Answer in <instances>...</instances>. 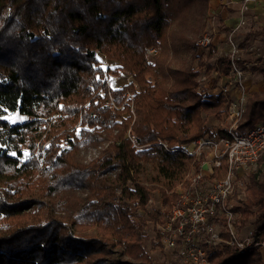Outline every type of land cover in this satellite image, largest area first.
I'll return each mask as SVG.
<instances>
[{
  "label": "trees",
  "instance_id": "16d2710c",
  "mask_svg": "<svg viewBox=\"0 0 264 264\" xmlns=\"http://www.w3.org/2000/svg\"><path fill=\"white\" fill-rule=\"evenodd\" d=\"M193 1L202 14L177 0H0V264H157L164 234L148 251L149 220H169L195 159L172 150L228 136L207 125L228 100L199 90L209 0ZM98 53L119 66L103 70ZM121 73L129 83L111 90ZM258 123L264 91L250 94L239 131ZM257 165L235 212L260 243L264 154ZM155 190L165 211L148 210ZM201 245L207 264H264L257 247Z\"/></svg>",
  "mask_w": 264,
  "mask_h": 264
},
{
  "label": "built area",
  "instance_id": "2783aa9c",
  "mask_svg": "<svg viewBox=\"0 0 264 264\" xmlns=\"http://www.w3.org/2000/svg\"><path fill=\"white\" fill-rule=\"evenodd\" d=\"M244 2L248 3L249 0ZM246 10L247 4L243 6L242 13ZM232 36L227 40L231 54L225 55L230 58V76L221 74L220 70L217 72L221 79L217 96L229 99L225 113L230 121L228 136L201 137L172 150L195 159H204L199 174L191 177L187 181L189 183L178 190L180 202L173 207L169 220L159 226L160 232L164 234L165 246L188 264L208 263L207 251L202 243L207 248H219L223 244L241 249L257 247L261 249L264 261V242H254L252 232L243 237L239 235L238 213L235 212L238 200L242 197L234 192L235 188L242 187V176L264 154V123L255 125L243 134L239 131V124L246 112V73L238 65V45L233 42ZM213 45L212 38L205 35L198 41L200 54L203 56L211 51L217 54L220 47L212 49ZM158 53L157 48L146 49L148 58ZM202 80L206 81L203 86H210L207 73H204ZM235 90L239 92L237 96L233 94ZM129 98L132 95L128 94ZM162 144L168 148L165 143Z\"/></svg>",
  "mask_w": 264,
  "mask_h": 264
},
{
  "label": "rangeland",
  "instance_id": "374dc122",
  "mask_svg": "<svg viewBox=\"0 0 264 264\" xmlns=\"http://www.w3.org/2000/svg\"><path fill=\"white\" fill-rule=\"evenodd\" d=\"M206 1L204 0L203 5H206ZM210 1V0H209ZM250 1V0H249ZM193 3V12L197 13V14H202L203 12H201V6L202 4L196 3L193 0H177V3L179 5V7L181 8V10H185L187 8V3ZM209 3V2H208ZM204 9V8H203ZM232 35V34H231ZM233 37V36H232ZM233 42H235L238 45V55H239V60H238V65L240 68H242L245 73H246V78H245V95H247V100L250 96V94L252 92H260V91H264V76L256 71L253 70L254 67L258 66H264V62L261 61V52H259L258 50H250V46H251V39L249 40V42H245L244 44H242L241 48H240V43L238 41H236L234 39V37L232 38ZM259 46L263 47L262 42L259 43ZM220 47V46H219ZM217 47V48H219ZM229 51H225L223 48H220V51H218V53L216 54L213 53L212 51L210 52V54L205 53L203 56L201 55L202 61L205 62L206 67L205 69L200 71L199 77H198V83H199V90L201 91V93L203 94L204 97H211L210 95H218L219 93V85L221 83V79L220 77H218L217 72H219V70L221 71V66H228L229 60L230 58L228 57L231 52ZM227 53L228 56H225ZM97 60L100 62L101 67L103 68V70L108 71L109 69H114L117 68L119 66V64L115 61H112L110 59H108L104 54L98 53L96 55ZM243 59L245 61L242 62ZM224 59L225 60V64L221 63V60ZM204 73H207L209 82H210V86L209 87H205V85L203 86V83H205L206 81L202 80V77L204 76ZM229 73V72H228ZM228 73H223L221 72V74H224L226 76H230V74L228 75ZM223 75V76H224ZM213 76H216V78H213ZM130 77L127 73H121L118 76L114 77V78H108L105 82L108 85V87L111 90H116V89H121L124 86H126L129 83ZM128 94H126V98L128 99ZM131 95V94H130ZM226 98V97H225ZM132 99V98H130ZM228 101L229 99L226 98ZM247 103V102H246ZM228 106V102L227 104L224 106V113L222 114L221 119H217L214 116H206L207 119V125L210 127H214L215 129H220V128H226L229 127L230 125V121L227 119L226 116V109ZM10 121L14 124L16 123H22L24 121V119L18 115V114H13L12 116L9 117ZM241 124V123H240ZM239 124V126H240ZM258 124H263V123H258ZM257 125V124H256ZM255 126V125H254ZM253 126V127H254ZM247 130L246 129L244 131H240V133H245ZM238 133V132H237ZM219 136V135H218ZM215 136V137H218ZM43 140V139H42ZM41 143H43V141H40L39 145H38V149L41 146ZM48 142L43 143V147L45 148ZM167 145V143H165ZM187 145V144H185ZM168 146V145H167ZM180 147L182 145H179ZM96 150H90L87 153H85V157L88 158V160H91L92 157H94L96 155ZM42 151L37 150L35 156L37 157V159L39 160L40 165H43V160H44V152L41 153ZM204 159L200 158V159H194L192 166L186 176V179L184 181V183L182 185H187L189 182H187L191 177H195L196 175L199 174L201 168H202V164H203ZM258 162L252 166L243 176L241 179V184L242 187L240 188H235V191L237 193V195L241 196V198H239L238 200V206H239V202L243 201L245 199V195H246V183L248 181V176L249 174L252 173V171L256 170L258 167ZM196 166H198L196 168ZM200 168V169H199ZM180 185L177 190H179L181 188ZM154 209H160L162 211H165V207H163L162 205V200H161V193L159 190H155L151 193V198L149 200L148 203V210L153 211ZM173 209V208H172ZM171 209V211H172ZM171 214V212H170ZM239 218V216H238ZM149 228H148V235L149 238L146 241L145 247L148 251H151V247H152V238L154 237V235L160 231L159 226H161L162 224H160V222H154L149 220ZM249 232V231H248ZM248 232H239V235L241 237L243 236H247ZM247 234V235H246ZM244 239V238H242ZM152 256L154 258V260L157 262V264H174V261H179L181 262V264H188V262L182 261L180 260L176 253L170 249H168L165 244H164V239L161 240V248L157 249L156 251H154L152 253Z\"/></svg>",
  "mask_w": 264,
  "mask_h": 264
},
{
  "label": "crops",
  "instance_id": "0c3cea01",
  "mask_svg": "<svg viewBox=\"0 0 264 264\" xmlns=\"http://www.w3.org/2000/svg\"><path fill=\"white\" fill-rule=\"evenodd\" d=\"M244 1L210 0L205 35L212 38V49L220 46L225 51L230 50L227 40L231 34L240 43V48L251 39L250 50L261 52L260 58L264 62V0H250L248 3ZM245 4L248 10L242 13ZM260 42L263 47L259 46ZM240 60L245 61L242 58ZM233 94L237 96L239 92L235 90Z\"/></svg>",
  "mask_w": 264,
  "mask_h": 264
},
{
  "label": "snow or ice",
  "instance_id": "6c2138e0",
  "mask_svg": "<svg viewBox=\"0 0 264 264\" xmlns=\"http://www.w3.org/2000/svg\"><path fill=\"white\" fill-rule=\"evenodd\" d=\"M25 155H27V153H25Z\"/></svg>",
  "mask_w": 264,
  "mask_h": 264
}]
</instances>
